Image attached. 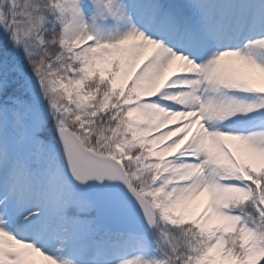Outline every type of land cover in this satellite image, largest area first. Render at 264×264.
Here are the masks:
<instances>
[{"label": "snow or ice", "instance_id": "obj_1", "mask_svg": "<svg viewBox=\"0 0 264 264\" xmlns=\"http://www.w3.org/2000/svg\"><path fill=\"white\" fill-rule=\"evenodd\" d=\"M0 264H264V0H0Z\"/></svg>", "mask_w": 264, "mask_h": 264}]
</instances>
